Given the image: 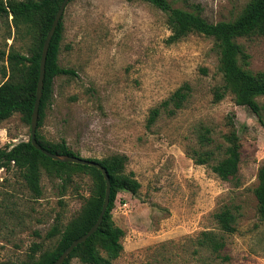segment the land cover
Here are the masks:
<instances>
[{
  "label": "rangeland",
  "instance_id": "rangeland-1",
  "mask_svg": "<svg viewBox=\"0 0 264 264\" xmlns=\"http://www.w3.org/2000/svg\"><path fill=\"white\" fill-rule=\"evenodd\" d=\"M166 1L175 8L198 6L206 22L216 23L232 20L247 0ZM164 19L139 0H70L62 13L57 63L74 75L54 79L37 132L46 141H64L80 158L126 157L125 171L139 189L114 197L112 221L124 236L113 264H264V222L252 192L264 158V96L256 98L258 115L235 106L229 95L212 102L220 77L211 39L190 34L167 44ZM7 33L0 23V49L11 45L26 54L27 39H4ZM238 42L247 57L241 66L264 73V36ZM183 83L191 88L183 108L146 129L148 111ZM230 115L240 143L235 189L185 156L199 125L217 141ZM28 137L18 114L0 123V147ZM89 184L87 175L72 174L61 187L41 170L34 199L16 171L0 170V263L24 260L32 243L50 247L42 237L54 217L64 224L87 197ZM224 203L239 207L235 232L223 235L217 254L196 251L199 233L220 234L212 214Z\"/></svg>",
  "mask_w": 264,
  "mask_h": 264
},
{
  "label": "trees",
  "instance_id": "trees-1",
  "mask_svg": "<svg viewBox=\"0 0 264 264\" xmlns=\"http://www.w3.org/2000/svg\"><path fill=\"white\" fill-rule=\"evenodd\" d=\"M62 0H0V23L8 28L4 39L13 41L26 38V54L12 48L0 49V123L14 114L29 125V118L35 97L38 76V61L44 37L51 25L55 12ZM70 1V0H69ZM68 1V2H69ZM163 13L165 26L169 31L167 44L177 43L190 34L201 35L212 41L216 55V71L220 85L212 90V102L217 103L229 95L235 106L246 107L258 115L256 98L264 96V73L249 72L241 66L246 55L239 39L264 36V0H247L237 15L230 21L206 22L199 13L198 6L188 9L175 8L166 0H139ZM187 5L189 0H178ZM10 27L13 35L10 34ZM62 15L49 40L45 56L41 95L38 103L35 141L44 150L56 155L79 157L64 141L49 142L37 132L50 104L53 81L59 76H73L69 69L58 66L57 59L62 38ZM191 88L187 83L177 87L166 99L148 111L145 128L149 129L161 117L171 118L183 108L190 97ZM232 116L226 117L225 132L216 141L210 128L199 125L195 131V146L185 151V156L194 165L205 166L220 181L229 183L233 189L239 185L240 143L233 126ZM99 164L109 181L108 204L97 229L82 243L76 245L61 264H113L122 253V229L117 227L111 216L114 197L117 193L134 196L139 183L132 172L125 171L126 157L120 154L104 156L100 159L84 158ZM0 170H14L34 199L40 196V171L47 177L59 179L61 187L72 174L87 175L90 179L87 197H82L79 209L66 222L61 223L57 214L46 231L43 240L52 244L41 249L32 243L26 258L19 262L0 264H51L67 246L85 234L93 225L99 213L104 194V181L93 167L54 162L35 150L29 137L26 141L6 144L0 147ZM257 184L252 190L256 200V213L264 222V158L256 173ZM239 207L230 203L218 206L212 219L220 234L202 231L195 240V247L209 254H217L224 247L223 235L235 232ZM148 264V263H144Z\"/></svg>",
  "mask_w": 264,
  "mask_h": 264
},
{
  "label": "water",
  "instance_id": "water-1",
  "mask_svg": "<svg viewBox=\"0 0 264 264\" xmlns=\"http://www.w3.org/2000/svg\"><path fill=\"white\" fill-rule=\"evenodd\" d=\"M69 0H62L59 4L55 15L53 17V20L51 22V25L44 37V40L42 42V46L40 49V56L38 61V76L36 81V87H35V97L34 102L29 118V125H28V131H29V142L31 146L39 151L42 155L47 157L48 159L54 161V162H60V163H69V164H75V165H82L87 167H93L96 170H98L102 176V179L104 181V194H103V200L102 204L100 206L99 213L96 217L95 222L93 225L89 228V230L80 236L79 238L72 241L64 251L58 256V258L51 264H61L68 256V254L71 252V250L78 244L82 243L85 239H87L98 227V225L101 222L102 216L105 212V209L108 204V196H109V181L108 176L105 172V170L97 163L93 161L86 160L84 158L75 157V156H66V155H56L47 152L46 150L42 149L35 141V130L37 125V112H38V103L41 95V88H42V79H43V70H44V62H45V56L48 48L49 40L54 32V29L63 13V10L68 3Z\"/></svg>",
  "mask_w": 264,
  "mask_h": 264
}]
</instances>
